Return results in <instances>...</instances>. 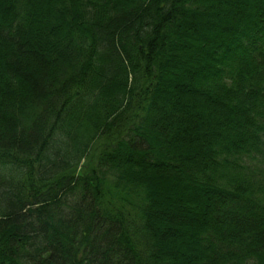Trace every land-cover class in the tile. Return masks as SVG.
Wrapping results in <instances>:
<instances>
[{
  "label": "trees",
  "instance_id": "16d2710c",
  "mask_svg": "<svg viewBox=\"0 0 264 264\" xmlns=\"http://www.w3.org/2000/svg\"><path fill=\"white\" fill-rule=\"evenodd\" d=\"M0 264H264V0H0Z\"/></svg>",
  "mask_w": 264,
  "mask_h": 264
},
{
  "label": "bare ground",
  "instance_id": "6f19581e",
  "mask_svg": "<svg viewBox=\"0 0 264 264\" xmlns=\"http://www.w3.org/2000/svg\"><path fill=\"white\" fill-rule=\"evenodd\" d=\"M134 239H135V241H141L140 237H138V236L134 237Z\"/></svg>",
  "mask_w": 264,
  "mask_h": 264
}]
</instances>
